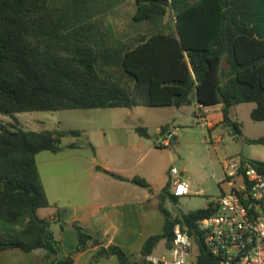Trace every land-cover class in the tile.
Returning <instances> with one entry per match:
<instances>
[{
	"label": "trees",
	"instance_id": "trees-1",
	"mask_svg": "<svg viewBox=\"0 0 264 264\" xmlns=\"http://www.w3.org/2000/svg\"><path fill=\"white\" fill-rule=\"evenodd\" d=\"M123 2L0 0V114L221 106L222 124L241 138V124L232 120L231 111L251 102L256 105L252 119L264 121V0H135L133 21L146 25L144 42L141 36L116 32L111 15ZM166 127H161V135ZM136 131L153 138L146 127ZM81 136L74 129L33 131L0 125V253L43 250L49 264L74 263L72 256L61 255L50 221L38 215L40 208L51 205L37 155L81 147L77 142L62 144L65 137ZM244 140L264 145V137ZM87 145L95 151L92 143ZM247 159L264 172V161ZM97 169L149 186L139 176L127 179L102 166ZM179 199L169 178L158 195L163 231L144 242L139 260L117 245L100 246L92 260L116 256L120 264H148L145 257L155 255L161 241L170 248L174 227L180 224L194 237L196 264H221L197 230L199 221L216 213L214 202L174 216L166 203L177 205ZM76 229L78 249L101 242L79 224Z\"/></svg>",
	"mask_w": 264,
	"mask_h": 264
},
{
	"label": "crops",
	"instance_id": "crops-1",
	"mask_svg": "<svg viewBox=\"0 0 264 264\" xmlns=\"http://www.w3.org/2000/svg\"><path fill=\"white\" fill-rule=\"evenodd\" d=\"M190 106H194L195 110L199 108L196 104ZM114 109L126 110L112 111L122 118L135 116L136 119H140V115L135 114V107ZM201 111L210 133L218 126L225 128L222 124L221 106L204 107ZM169 115L174 119L175 111L170 112ZM162 126L164 124H159L155 132L148 130L150 135L154 137L160 134ZM137 127L140 126L136 123L130 125L125 123V120L114 124L112 129L118 136L119 144L111 146L110 148L114 150H110L109 153L107 150L101 154L98 144L89 137L88 143L94 145L95 151L87 144L79 143L81 147L65 148L57 154L53 153L54 157H45L48 163H54L60 166V169L53 170V175H51L52 182L57 187L54 194L49 190L40 171L51 206L40 208L38 215L50 221L52 230L60 243L61 255L72 256L73 264H120L116 256L92 260L93 254L100 246L110 245L121 247L129 257L137 261L142 257L144 242L150 236L161 234L163 231L164 217L157 208L158 195L171 178L172 168L169 170L156 163H151L147 164L144 169H140L144 157L160 149L156 144L161 137L156 140L144 138L136 131ZM144 127L148 129L149 126ZM226 130L231 131L229 127H226ZM103 136L106 139L105 131ZM168 136L171 137V133ZM107 143H102V145ZM167 143L170 141L164 137L161 145H169ZM237 156L253 159L244 154ZM99 159L100 164L97 162ZM97 166H102L127 179L142 177L149 186L141 187L130 181L115 179L97 169ZM180 174L182 176L183 172ZM224 192L226 191L223 189L222 193ZM76 224H79L86 233L100 239L101 242L97 245L88 242L78 249ZM0 264L49 263L43 250L25 253L12 249L0 253Z\"/></svg>",
	"mask_w": 264,
	"mask_h": 264
},
{
	"label": "rangeland",
	"instance_id": "rangeland-1",
	"mask_svg": "<svg viewBox=\"0 0 264 264\" xmlns=\"http://www.w3.org/2000/svg\"><path fill=\"white\" fill-rule=\"evenodd\" d=\"M136 10L135 0H124L123 4L112 12L111 21L116 32L121 36L145 37V24L136 25L133 15ZM168 17H172L171 14ZM146 38V37H145ZM255 103H241L233 107L231 118L241 124L242 136L235 137L231 131L222 126H218L210 133L209 129L198 124L194 106H185L180 109L169 107H135V114L140 115V119L135 116L122 118L112 111H126L116 109H79L62 111H35L19 113L14 116L0 114V125L18 126L26 130H54V129H74L82 133L81 137H65L62 140L63 146L70 142L88 144L89 137L103 151L108 153L113 145L119 144L118 136L113 130L114 124L118 122L136 123L139 126L148 125V130L155 132L159 124H168L165 134H157L153 137L162 144L163 138L170 141L165 148H160L151 154H147L141 161L140 169H144L147 164L156 163L160 167L169 170L176 167L179 173L183 172L182 179L190 184L192 194L180 197L179 203L174 205L167 201L166 207L176 216L180 212H189L207 207L210 201L216 200L223 192L231 190L232 182L226 180V174L222 167V161L244 154L250 158L264 161V145L247 143L244 138L264 137V121H255L251 117V111ZM178 109V110H177ZM175 111L174 119L169 115ZM195 112V113H194ZM124 119V120H123ZM146 124V125H145ZM104 131L107 137L103 136ZM171 133V137L168 134ZM176 138V141H174ZM108 142L106 145L102 143ZM107 146V147H105ZM86 153V152H83ZM54 157L53 153L45 151L37 155V162L42 176L49 186L52 194L57 187L52 182L53 170L60 169L54 163H48L45 157ZM61 157V156H59ZM138 159V156H136ZM100 164V159L97 161ZM167 253L165 242L161 241L155 250L156 256Z\"/></svg>",
	"mask_w": 264,
	"mask_h": 264
},
{
	"label": "built area",
	"instance_id": "built-area-1",
	"mask_svg": "<svg viewBox=\"0 0 264 264\" xmlns=\"http://www.w3.org/2000/svg\"><path fill=\"white\" fill-rule=\"evenodd\" d=\"M196 117L198 124L205 127L201 108ZM222 167L232 188L212 201L216 213L199 221L197 230L221 264H264V172L241 156L223 160ZM170 174L175 196L192 194L190 184L176 167ZM196 255L193 235L177 224L167 253L147 255L145 260L148 264H196Z\"/></svg>",
	"mask_w": 264,
	"mask_h": 264
},
{
	"label": "water",
	"instance_id": "water-1",
	"mask_svg": "<svg viewBox=\"0 0 264 264\" xmlns=\"http://www.w3.org/2000/svg\"><path fill=\"white\" fill-rule=\"evenodd\" d=\"M145 39H146L145 37H142V39H141V42H144V41H145Z\"/></svg>",
	"mask_w": 264,
	"mask_h": 264
}]
</instances>
